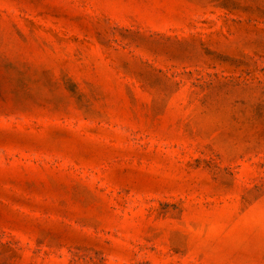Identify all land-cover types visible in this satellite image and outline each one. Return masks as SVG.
Wrapping results in <instances>:
<instances>
[{
    "label": "rangeland",
    "instance_id": "rangeland-1",
    "mask_svg": "<svg viewBox=\"0 0 264 264\" xmlns=\"http://www.w3.org/2000/svg\"><path fill=\"white\" fill-rule=\"evenodd\" d=\"M0 264H264V0H0Z\"/></svg>",
    "mask_w": 264,
    "mask_h": 264
}]
</instances>
